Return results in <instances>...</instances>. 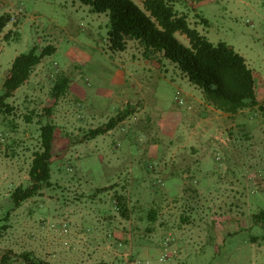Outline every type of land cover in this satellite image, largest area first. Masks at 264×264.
Here are the masks:
<instances>
[{
	"label": "rangeland",
	"instance_id": "1",
	"mask_svg": "<svg viewBox=\"0 0 264 264\" xmlns=\"http://www.w3.org/2000/svg\"><path fill=\"white\" fill-rule=\"evenodd\" d=\"M12 1L0 96L19 55L47 45L56 52L0 113V264L5 253L8 264H25V253L44 264H264V228L253 222L264 210V0H173L192 28L233 48L254 73L258 104L232 119L205 111L180 69L147 59L137 41L111 50L107 14L79 0ZM130 86V115L92 143L90 131L128 106ZM95 110L114 116L91 120ZM47 123L56 126L52 187L15 209L11 195L29 186Z\"/></svg>",
	"mask_w": 264,
	"mask_h": 264
},
{
	"label": "trees",
	"instance_id": "2",
	"mask_svg": "<svg viewBox=\"0 0 264 264\" xmlns=\"http://www.w3.org/2000/svg\"><path fill=\"white\" fill-rule=\"evenodd\" d=\"M79 1L90 6L93 12L107 14L109 17L111 50L124 52L129 41H137L147 59H154L159 55L160 62L165 59L175 64L189 82L201 91L205 104L214 110L237 115L258 104L255 76L246 59L226 43L215 45L197 29L192 28L187 16L175 11L173 0H140L142 7L134 0ZM11 21L9 14L0 16V36ZM203 22L208 24L206 19ZM177 34L185 36L190 46L181 43ZM9 35L10 33L4 37L8 39ZM55 52L53 45H47L41 50L35 46L14 60L4 82V93L0 96V113L10 109L6 101L29 80L42 60ZM68 84L67 78L56 84L53 90L55 102L65 94ZM130 113L126 109L103 127L91 130L90 139L114 130ZM55 132L56 126L53 123H47L40 128V146L34 152L29 170L30 184L28 187H17L11 195L15 209L41 194L44 189L52 187ZM155 215L156 212L150 214L152 220L156 219ZM253 222L264 228V210L253 215ZM19 258L25 264H44L34 259L30 253L22 254ZM10 260L11 257L5 253L2 255L1 264H8Z\"/></svg>",
	"mask_w": 264,
	"mask_h": 264
},
{
	"label": "crops",
	"instance_id": "3",
	"mask_svg": "<svg viewBox=\"0 0 264 264\" xmlns=\"http://www.w3.org/2000/svg\"><path fill=\"white\" fill-rule=\"evenodd\" d=\"M14 6H15V3L12 1V0H0V9H5L6 11H4V14L3 15H6V14H11V13H13V8H14ZM7 28V27H6ZM148 72V71H147ZM31 78V77H30ZM29 78V80L24 84V85H26V84H28V83H30V81H31V79ZM23 85V86H24ZM32 86H34L33 85V83H32ZM194 87V86H193ZM132 87L130 86V87H128L127 89H125V90H127V99H128V101L126 102V104H128V106H126L125 108H129V106H133L132 104H137V88H136V90H133V89H131ZM195 88V87H194ZM196 89V88H195ZM196 91H198V92H201V91H199L198 89H196ZM16 93V92H15ZM183 93H185V91L183 90ZM184 97V99H185V101H187V100H190L191 101V98H190V96H189V94L186 92V96H183ZM203 104H205V102H202ZM190 107V106H189ZM124 107L121 109V112H122V110H124L125 109ZM205 108H206V110L205 111H212V110H214L212 107H210L209 105H207V104H205ZM125 111V110H124ZM205 111H203V113H201V118H203L204 119V117L206 116V114H205ZM215 111V110H214ZM121 112H119V113H121ZM216 113H219V115H221V114H223L224 115V113H222V112H217V111H215ZM215 112H213V113H215ZM104 114H108V111L107 110H104V111H102V110H95V112H93L92 114H90L88 117H90V119L91 120H93V119H98V118H100V117H102ZM109 115V114H108ZM226 115V117H227V119H232L231 117L233 116V115H228V114H225ZM109 116H114V115H109ZM204 121H207V118L204 120ZM113 131V130H112ZM112 131H110V132H112ZM110 132H108V133H110ZM107 133V134H108ZM98 138V137H97ZM93 141H95V142H92V143H96V141H98V140H96V138H95V140L93 139Z\"/></svg>",
	"mask_w": 264,
	"mask_h": 264
},
{
	"label": "built area",
	"instance_id": "4",
	"mask_svg": "<svg viewBox=\"0 0 264 264\" xmlns=\"http://www.w3.org/2000/svg\"><path fill=\"white\" fill-rule=\"evenodd\" d=\"M176 102L178 103V104H180V105H183L184 104V102H183V100L181 99V97H180V93H177V96H176ZM161 261H164V258H161Z\"/></svg>",
	"mask_w": 264,
	"mask_h": 264
}]
</instances>
